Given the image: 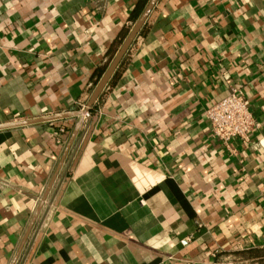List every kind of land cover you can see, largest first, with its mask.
<instances>
[{"label": "crops", "instance_id": "0c3cea01", "mask_svg": "<svg viewBox=\"0 0 264 264\" xmlns=\"http://www.w3.org/2000/svg\"><path fill=\"white\" fill-rule=\"evenodd\" d=\"M138 2L0 0V125L83 112ZM0 264H264V0H159L90 116L0 129Z\"/></svg>", "mask_w": 264, "mask_h": 264}, {"label": "built area", "instance_id": "2783aa9c", "mask_svg": "<svg viewBox=\"0 0 264 264\" xmlns=\"http://www.w3.org/2000/svg\"><path fill=\"white\" fill-rule=\"evenodd\" d=\"M206 117L214 137L225 144L235 139L249 141L251 134L261 126L249 109L245 92L238 87L232 88L227 97L208 108ZM64 131L62 128L61 132Z\"/></svg>", "mask_w": 264, "mask_h": 264}, {"label": "water", "instance_id": "95a60500", "mask_svg": "<svg viewBox=\"0 0 264 264\" xmlns=\"http://www.w3.org/2000/svg\"><path fill=\"white\" fill-rule=\"evenodd\" d=\"M158 1L159 0H149L148 4L146 5V7L143 11V13L138 18V20L135 22V24L133 25L129 34L127 35V37L123 41L120 49L118 50V52L114 56L113 60L111 61L110 65L106 69L105 73L103 74L101 79L98 81L97 85L95 86V88H94V90L90 96V99H89L86 107L84 108L83 112H79V111L78 112H70V113H65V114L53 115L50 117H43V118H39V119L24 120V121H19V122L8 123L5 125H0V129L10 128V127H18V126H23V125H27V124L37 123V122H45V121H51V120H56V119H63V118L70 117V116H75V115L78 116V115H81L82 113L90 116L91 109L96 104L97 100L101 96L105 87L108 85L112 75L114 74V72L116 71L118 66L120 65V63L123 60L124 56L126 55L127 51L130 49L131 45L133 44V42L135 41V39L139 35L140 31L144 27L149 15L151 14L152 10L154 9V7L156 6ZM80 127H81V123H78L76 128H75L74 134L72 136V139L68 145L66 152H68L72 142L76 138ZM41 206H43L42 203H41Z\"/></svg>", "mask_w": 264, "mask_h": 264}, {"label": "trees", "instance_id": "16d2710c", "mask_svg": "<svg viewBox=\"0 0 264 264\" xmlns=\"http://www.w3.org/2000/svg\"><path fill=\"white\" fill-rule=\"evenodd\" d=\"M149 0H139V2L135 5V7L133 8L131 15H130V20L135 23L138 18L141 16V14L143 13L146 5L148 4ZM130 29H124L120 35V38L117 41V46H120L124 39L127 37V35L129 34ZM117 52V48L111 49L110 50V59L109 61L112 60V58L114 57L115 53ZM108 61V62H109ZM107 65L103 66L101 69H99L98 71V78H100L106 71L107 69Z\"/></svg>", "mask_w": 264, "mask_h": 264}]
</instances>
